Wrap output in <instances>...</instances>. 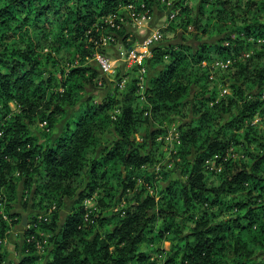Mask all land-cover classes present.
Returning a JSON list of instances; mask_svg holds the SVG:
<instances>
[{"label":"trees","instance_id":"trees-1","mask_svg":"<svg viewBox=\"0 0 264 264\" xmlns=\"http://www.w3.org/2000/svg\"><path fill=\"white\" fill-rule=\"evenodd\" d=\"M130 1L0 0V189L11 197L16 179L24 186L35 180L32 205L48 206L50 193L57 199L50 215L34 216L49 233L42 264H154L158 257L159 264H264V128L249 122L255 113L264 114V0H197L194 10L188 0H178L181 14L160 32L178 24L211 33L194 37V44L183 34V40L150 46L145 114L133 107L131 96L117 104L111 93L83 95L87 84L106 79L101 68L84 62L93 52L85 33L91 29L99 37L96 18ZM142 1L145 7L153 2ZM27 23L33 27L23 29ZM17 34L19 42L13 40ZM250 44L255 50L233 64ZM61 47L72 49L70 61L76 53L81 60L59 68ZM226 58L232 60L226 66L232 91L217 99L209 64ZM116 104L120 109L112 116L107 110ZM159 112L182 118V176L156 196L143 184L137 187L135 175H153L146 167L158 159L155 137L166 128L145 130V143L135 132ZM41 121L57 131L34 133L32 126ZM105 133L110 140L104 141ZM238 144L245 147L243 157L224 158ZM207 157L215 159L218 172L207 168ZM99 187L103 195L96 203L107 207L89 211L82 200ZM65 197L71 202L61 216ZM86 213L94 220L86 222ZM7 225L0 212V239ZM31 234L37 236L33 226L24 229L26 252L20 258H11L0 243V264H38ZM161 239L170 248L147 246Z\"/></svg>","mask_w":264,"mask_h":264},{"label":"rangeland","instance_id":"rangeland-1","mask_svg":"<svg viewBox=\"0 0 264 264\" xmlns=\"http://www.w3.org/2000/svg\"><path fill=\"white\" fill-rule=\"evenodd\" d=\"M142 2V0H131L129 3L121 5L114 13L99 15L92 24L94 26V30L99 32V37L95 38V33H91V29H88L85 33V46L93 49V52L86 59L87 61L84 62H89L90 64L101 68L102 74H104L106 79L102 80V78H99L96 79L98 81L97 83L87 84V87H85V89L83 90V95L91 96L92 98L97 99V97H99L100 95L102 96L111 93L114 94L118 100H120V102L117 104L126 101V98L131 96L128 100H130L133 107L136 110L140 111L142 108H144L143 113L145 114V107L148 106L146 105L148 104L147 94H149L148 92H146L147 82L144 78L143 80H139L138 75H140V68L134 69L132 67L136 63V59H134V57L129 54H131L133 51L141 50L143 51L142 61L145 62V59L151 55L150 46L153 43L164 44L168 40L184 39L185 41L187 40L194 44L196 43L194 37H204L211 32L204 33L202 29H199L198 32H196V30H194L192 26H188L186 29H183L182 26L175 24V29L173 31H163V33H161L159 38L162 37V39L158 38L153 41H148L154 30L168 25L171 22V20H169L170 16H174L176 13V15L181 14L183 8L181 5H179L178 0L176 3H174V0H153V2H150L147 7H142ZM188 3L190 9L194 10L195 5L197 4V0H188ZM172 6H174L175 8H172ZM32 27L33 23H27L22 28L31 29ZM193 31H195L194 35L192 34ZM44 33V29L38 31L37 37L41 39ZM183 34H185V37L182 39L181 37ZM15 37L16 38H13V40L17 42L20 41L19 39H22L18 34L15 35ZM145 40L148 41L147 46L143 45ZM130 42L131 45H128ZM43 49L52 50V53H55V50L50 48L48 45H45ZM254 50V45H245L244 49L234 57L235 59L233 58L235 60L233 64H235L238 59L249 57V55ZM71 51L72 49L70 47H61L58 50V59L56 60V63L59 68L64 66V68L68 69L71 64H75L81 60L79 54L76 53L73 60L70 61V57L72 56ZM136 52L138 53V51ZM136 52L135 54H137ZM231 62L232 60H230L228 64H230ZM202 64L208 63L206 62V60H203ZM209 67V78L213 79V82L217 85V99H219L224 94L232 91L231 86H229L230 79H228L227 77L228 69L226 68V66L222 67L216 65L214 60L210 62ZM144 72L143 76H145ZM155 72H158V70L155 69L154 73ZM136 76L138 77V79L134 82V77ZM210 83H212V81ZM132 84H135L136 87L129 90V87ZM10 104L12 108H18L17 104H15L13 101H11ZM117 104L107 110V112H109L112 116H114V114L120 109ZM181 122L182 118L180 116L171 117L163 114L162 112H159L155 116V119H153L150 123L146 122L143 123V125L141 124L139 130L135 132L136 139L140 142L145 143L146 140L149 141L148 137L141 136L145 130H150L156 127L166 128L164 132L158 133V135L155 137V141L158 142V146H155L157 149H155V155L158 157V159H156V162H153L151 165H147L146 167L147 170L153 172V175L147 177V179H145V176L143 177V175H135V177L137 178V187H139L140 184H143L147 190H149L156 196H160V188L164 184H166V182L182 176L179 169V161L181 158L178 155V148L181 142ZM249 122L253 124L255 123L257 124V126L264 128V114L260 112L255 113ZM45 124V121H41L40 123L33 125L31 130L34 133L43 136L45 135V132H48V130L52 133L56 132L60 123L58 119V126L55 125L52 127H46ZM242 129L243 127L238 131L240 132L242 131ZM111 137L112 135L110 133H105L103 139L104 141H107L110 140ZM143 147L145 148L146 145H143ZM244 150L245 147L243 144H238L236 146L230 145L226 150V156L224 158H227L228 156H232L235 158L243 157ZM214 160V158L207 157L205 159V162L207 163V168L209 170L218 172L219 166L216 165ZM177 164L179 166H177ZM121 168L124 170V165H121ZM162 171H165V173H167L166 177L164 176V173H161ZM84 178L85 174L78 177L77 179L83 180ZM16 180L17 185L15 187V190L13 191V194H11V197L10 191L8 189H6L5 187H1L0 189V212L8 224L6 234L2 236V238L0 239V243L2 248L5 249V251L9 252V256L11 258H20L26 252V249L24 247V229L33 226V228H35L37 236L31 234L30 238L31 240H35L36 249L39 254V258L37 261L38 264H42L47 257L48 246L50 244L49 233L43 230L39 226V224L34 221V216L40 218V216H42L43 214L50 215V212L57 207V199H55L52 196V193H50L51 196L47 200H49V203H51L48 206L45 205V201L43 202L44 206L38 204L32 205L34 200L33 197L37 195L36 193L34 195L33 191L36 181L33 180L30 185L24 186L19 178ZM101 189L103 190L102 187L97 188L82 200L83 205L87 209L89 208V211L93 209V212H95L96 209L101 207L100 204L96 203V198H99L103 195V192L100 191ZM64 199L65 205L58 208L60 209L61 216L66 213V205H70L71 202L70 197H65ZM117 206L119 207V205L111 206L108 208V210L117 209ZM14 212L16 214L10 216V213ZM23 214H25L24 223L22 222ZM85 216L86 222L94 220V218L92 219V217H90V215H87V213ZM170 245L171 243L168 239H161L157 241L155 240L153 242L149 241V243L147 242V246H162L166 249L170 248ZM159 258L160 257L155 259L154 264H159Z\"/></svg>","mask_w":264,"mask_h":264},{"label":"built area","instance_id":"built-area-1","mask_svg":"<svg viewBox=\"0 0 264 264\" xmlns=\"http://www.w3.org/2000/svg\"><path fill=\"white\" fill-rule=\"evenodd\" d=\"M142 7H145V4L142 2L141 4ZM136 17H137V14H136ZM171 17V16H170ZM161 35V32H160V28L156 29L153 31V33L151 34V37L149 38L148 41H153L155 39H158L159 36ZM147 40L144 41L143 45L144 46H147V43H148ZM138 51V53L136 52ZM136 51H133L131 54L129 55H132L134 57V59H136V63L138 64L139 68H140V72L138 75L139 76V80H143V72L145 71V65H144V62L142 61V58H143V51H139V50H136ZM135 52L137 54H135ZM230 62V58H226V59H217L215 60V63L219 66H227L228 63ZM104 65V64H103ZM141 84V83H139Z\"/></svg>","mask_w":264,"mask_h":264},{"label":"water","instance_id":"water-1","mask_svg":"<svg viewBox=\"0 0 264 264\" xmlns=\"http://www.w3.org/2000/svg\"><path fill=\"white\" fill-rule=\"evenodd\" d=\"M149 59V58H148ZM22 222L24 223L25 222V214H23L22 216Z\"/></svg>","mask_w":264,"mask_h":264}]
</instances>
